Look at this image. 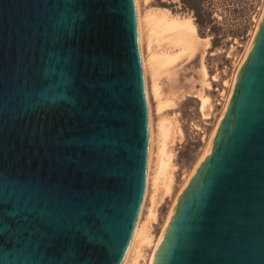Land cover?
Instances as JSON below:
<instances>
[{
	"label": "water",
	"instance_id": "1",
	"mask_svg": "<svg viewBox=\"0 0 264 264\" xmlns=\"http://www.w3.org/2000/svg\"><path fill=\"white\" fill-rule=\"evenodd\" d=\"M149 118L136 0H0V264H122ZM151 264H264V14Z\"/></svg>",
	"mask_w": 264,
	"mask_h": 264
},
{
	"label": "rangeland",
	"instance_id": "2",
	"mask_svg": "<svg viewBox=\"0 0 264 264\" xmlns=\"http://www.w3.org/2000/svg\"><path fill=\"white\" fill-rule=\"evenodd\" d=\"M139 4L145 16L164 8L181 16H191L203 45L191 57L184 54L164 67L157 77L161 97L168 103L164 108L158 105L151 72L145 76L147 100L151 105L149 116L151 113L156 130L152 175H155L153 169L161 142L160 126L167 123L170 128L167 149L172 155L168 175L172 176V184L170 190H165L161 180L157 185L146 181L138 220L141 219L142 228L150 234L152 242H139L128 264L136 257L142 264H148L179 194L211 145L236 73L264 14V0H139ZM197 12L201 15V24ZM146 42L145 37V47ZM168 42L167 38L153 39L151 44L154 49L166 50L172 47ZM202 66L208 72L206 77ZM200 94L210 97L207 116L201 109Z\"/></svg>",
	"mask_w": 264,
	"mask_h": 264
},
{
	"label": "bare ground",
	"instance_id": "3",
	"mask_svg": "<svg viewBox=\"0 0 264 264\" xmlns=\"http://www.w3.org/2000/svg\"><path fill=\"white\" fill-rule=\"evenodd\" d=\"M136 5H137L139 39H140V48L142 54L144 74L147 78L148 72H151L154 80L153 81L154 93L158 97V105L160 106V109H162V107L164 108V106L166 104L168 105V103L167 101H165L166 99H163L161 97L160 86L158 85L157 77L161 74L164 67L172 65L182 55L187 54L188 57L194 55L196 51L200 48V46L203 45V43H201V39L203 38H201V36L199 35L197 24L191 16H181L179 14L172 13L170 10L166 8L159 9V11L157 12H151L147 16H145L140 10L139 0H136ZM145 37L147 40L146 47L144 45ZM164 38H167V40L169 41L168 43H171L172 45L171 48L166 50H160V49H154L152 47L151 42L153 39L162 40ZM208 41L206 44H208ZM203 74L205 77L208 76V72L206 71V68H204ZM200 99H201L202 112L204 113V115L207 116V112L209 113V111L206 112V110L207 109L210 110L211 107L210 97L207 96L206 94H200ZM148 103L151 111L150 102ZM149 122H150V145H149L146 181H148V184H150V180H151L153 185H157V183H159V180H161L165 184L166 187L165 190H170L172 184L171 183L172 176L168 175L169 173L168 168L171 164L172 155L167 149V139L169 137L170 128L167 123H162L160 126L161 142L158 146L156 167L155 169H153L155 175H152V162L154 156L153 154L155 151L154 143H155L156 130L151 113H150ZM172 211L170 212L167 222L172 214ZM167 222L164 226L163 232L165 230ZM163 232L161 233L158 241L155 242L154 244V248L150 255V260L148 264H151L152 258L154 256V253L156 251V248L162 237ZM151 238L152 237L150 236V234L147 233L144 228H142L141 219L137 220L136 228L134 231V235L130 247L122 264H128L131 255L133 251L138 247L139 242L151 243L152 242ZM132 264H142V263L136 257V259L133 261Z\"/></svg>",
	"mask_w": 264,
	"mask_h": 264
},
{
	"label": "trees",
	"instance_id": "4",
	"mask_svg": "<svg viewBox=\"0 0 264 264\" xmlns=\"http://www.w3.org/2000/svg\"><path fill=\"white\" fill-rule=\"evenodd\" d=\"M196 14H197V20L201 24V20H200L201 19V15L198 12Z\"/></svg>",
	"mask_w": 264,
	"mask_h": 264
}]
</instances>
